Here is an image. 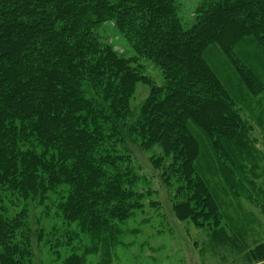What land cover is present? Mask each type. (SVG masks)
<instances>
[{"label":"trees","instance_id":"obj_1","mask_svg":"<svg viewBox=\"0 0 264 264\" xmlns=\"http://www.w3.org/2000/svg\"><path fill=\"white\" fill-rule=\"evenodd\" d=\"M181 10L179 0H0V264L96 254L109 264L118 224L151 191L137 186L130 144L153 150L162 178L186 182L179 217L209 228L215 249L264 264V237L229 220L211 182L264 215L241 115L264 120V0H196L189 27ZM109 24L132 53L103 34ZM140 81L151 91L134 112ZM39 207L46 218L55 208L62 231L37 224Z\"/></svg>","mask_w":264,"mask_h":264},{"label":"rangeland","instance_id":"obj_2","mask_svg":"<svg viewBox=\"0 0 264 264\" xmlns=\"http://www.w3.org/2000/svg\"><path fill=\"white\" fill-rule=\"evenodd\" d=\"M179 2L182 9L180 15L183 17L185 27H189L192 24L190 16L196 0H179ZM103 34L107 35L109 41L113 42L114 47L120 52L132 53L130 45L110 24L104 26ZM149 62H144L147 73L152 76L155 83L161 84L162 74L159 68ZM236 90L238 91V88ZM150 91V85L142 81L137 83L131 99L134 112L140 109ZM239 91L246 93L245 90L239 89ZM262 93L255 98H264V92ZM244 107L246 111L241 110V115L254 145L255 160L253 162L254 174L249 175L248 180L250 182L254 180L253 182L256 183L258 191L254 193L259 196L258 203H262L264 197L259 195V187L264 185V124L262 123L264 120L254 121L247 112L249 111L247 107ZM130 147L134 165L142 175V180H139L137 186L140 190L151 189V191L147 192L142 200L144 206L137 209L127 220L118 224L116 241L111 248L113 259L109 260V264H245V260H239L238 256L231 251L225 248L215 249L214 243H217V240L209 228L198 226L191 218L183 219L177 215L174 204L191 196L188 190L183 189L186 182L179 179L177 175L179 173L173 172L170 179L165 180L161 177L160 170L151 163L150 155L153 150L146 152L135 144H130ZM244 178L245 175L243 182H246ZM211 182L214 187L216 183L218 185L219 194L225 201L229 220L244 223L254 233L253 235L257 238V235H260L262 239L264 237V215L260 212L258 205L244 196L241 198V205L232 206L235 199L224 192L222 180L216 179ZM44 209L39 207L33 215L37 224L39 222V225H42L46 231H50L54 226L62 231L64 224L55 214V208H51V215L48 218L44 214ZM100 257V254L89 256L87 264H98L101 261ZM235 258L238 260H234ZM45 261L48 263L49 260Z\"/></svg>","mask_w":264,"mask_h":264}]
</instances>
